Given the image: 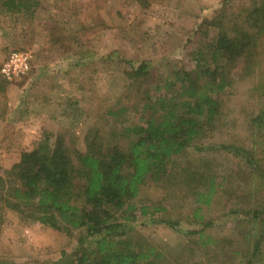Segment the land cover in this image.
I'll use <instances>...</instances> for the list:
<instances>
[{"label": "rangeland", "instance_id": "obj_1", "mask_svg": "<svg viewBox=\"0 0 264 264\" xmlns=\"http://www.w3.org/2000/svg\"><path fill=\"white\" fill-rule=\"evenodd\" d=\"M259 3L40 0L35 18L26 24L0 14V65L13 48H27L33 54L27 73L12 79L0 74V80L10 84V89L24 85L28 111L21 117L32 118L31 127H22L23 123L0 127V173L18 161L23 148L36 145L44 130L60 133L68 149L84 150L85 134L90 128L109 141L113 136L111 128L138 122L139 116L147 112L145 90L159 93L151 87L161 79L167 81L161 91L170 93L174 69L195 67L194 53L206 50V42L215 33V27L208 22L210 18L219 17L229 32L235 23H246L243 25L253 30L250 11ZM57 13L69 16L63 29L59 28L60 21L53 19ZM256 40L251 52L238 57L228 71L230 83L219 93L221 113L215 130L204 137L205 145L200 150L190 147L178 156L190 169L188 172L197 171L196 176L214 173L223 185L206 204L195 202L190 193L197 187V180L189 179L187 172L178 168L167 177L147 181L138 198L162 201L167 209L147 215L137 211L124 227L130 239L143 236L171 259L179 260L182 254V261L183 254L188 257L187 246L198 238V233L187 232L191 228L202 230L199 247L208 235L228 241L212 245L209 254L218 259L203 256L198 261L201 264H218V260L239 264L244 250L251 248L252 236L244 231L250 226L246 218L253 204L264 197V184L255 179L254 193L249 191L246 180L249 173L252 175L251 166L242 156L251 150L264 171V126L258 125L259 119H253L264 102V32ZM141 61L148 64L154 82L129 85L125 72ZM5 99L0 97L4 111ZM17 111L11 112L12 118L18 119ZM118 140L124 143V139ZM256 164L255 167L258 161ZM240 180L243 184H239ZM205 183H199L198 188L203 189ZM198 204L201 218L193 215ZM21 208L15 207L12 200L0 204V264H62V255L75 256L80 229L66 233L41 225L22 217ZM165 218L177 220V224L168 225L162 221ZM93 243L91 235L84 240L85 245ZM219 246L221 250H217Z\"/></svg>", "mask_w": 264, "mask_h": 264}, {"label": "trees", "instance_id": "obj_2", "mask_svg": "<svg viewBox=\"0 0 264 264\" xmlns=\"http://www.w3.org/2000/svg\"><path fill=\"white\" fill-rule=\"evenodd\" d=\"M259 1L250 11L253 30L243 25L246 23H235L229 32L219 17L208 20L215 27L213 37L206 42V50L201 48L194 53L193 69H174L170 93L161 91L166 80L150 79L145 61L126 70L129 85L154 82L151 89L160 92L145 90L147 112L139 116L142 119L138 122L111 128L113 136L109 141L90 128L85 134V149L71 150L60 133L44 130L36 145L23 148L18 161L0 173V204L12 200L15 207H22V217L66 233L80 229L75 256L62 252V264H201L198 261L203 256L216 259L209 254L210 247L228 241L208 235L199 247L201 229L187 230L198 233V238L187 246L188 257L183 254L182 261V254H178L179 260L171 259L143 236L130 239L124 227L137 211L143 215L166 211L162 201L138 196L147 181L167 177L174 168L197 180V187L190 190L197 203H209L223 185L214 173L196 176L197 171L188 172L190 169L178 156L190 147L202 149L204 137L215 130L222 105L219 93L230 83L228 71L238 57L251 52L250 48L257 43L256 36L264 32V0ZM39 3L40 0H0V14L5 13L23 25L35 18ZM68 17L57 13L53 19L60 21L59 28L63 29ZM63 34L68 35L66 31ZM253 119H259L258 125L264 126V102ZM250 152L242 156L251 166L252 175L249 173L246 183L254 193L255 180L264 184V171ZM257 161L259 165L255 167ZM201 182H206L203 189L198 188ZM253 205L246 218L250 226L244 230L252 236L251 248L244 250L239 264L264 262V197ZM199 207L198 204L194 208L193 215L201 218ZM162 221L177 224V220ZM90 235L94 243L85 245L84 240Z\"/></svg>", "mask_w": 264, "mask_h": 264}, {"label": "crops", "instance_id": "obj_3", "mask_svg": "<svg viewBox=\"0 0 264 264\" xmlns=\"http://www.w3.org/2000/svg\"><path fill=\"white\" fill-rule=\"evenodd\" d=\"M1 31V26H0ZM0 97L5 99V95L7 96V100L5 99V111L0 108V127L2 126H11L15 125L18 126L19 123H23L22 127H31L30 125L32 118L25 119L21 117L22 112H27V91L26 88H24V85H22V88H15L10 89V84H4L2 83V80H0ZM19 92V93H18ZM18 93V94H17ZM22 95L20 100H17L16 102L14 99L18 96ZM10 97V99H8ZM18 110L16 112L18 119H14L11 117V112L13 110ZM21 109V110H19ZM23 121V122H22ZM13 127V126H12Z\"/></svg>", "mask_w": 264, "mask_h": 264}, {"label": "built area", "instance_id": "obj_4", "mask_svg": "<svg viewBox=\"0 0 264 264\" xmlns=\"http://www.w3.org/2000/svg\"><path fill=\"white\" fill-rule=\"evenodd\" d=\"M33 54L27 48H13L0 65V74L12 79L27 73L31 67Z\"/></svg>", "mask_w": 264, "mask_h": 264}]
</instances>
